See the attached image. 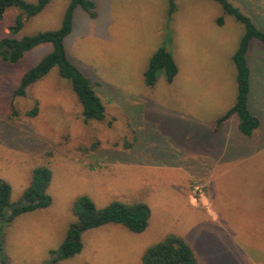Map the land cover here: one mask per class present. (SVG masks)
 I'll return each instance as SVG.
<instances>
[{
	"label": "rangeland",
	"instance_id": "374dc122",
	"mask_svg": "<svg viewBox=\"0 0 264 264\" xmlns=\"http://www.w3.org/2000/svg\"><path fill=\"white\" fill-rule=\"evenodd\" d=\"M89 1L96 17L78 8L65 47L96 83L104 122L84 121L71 83L57 68L25 96L13 95L51 45L15 65L0 60V181L11 185L15 203L35 168L53 174L48 208L0 225V264L49 263L83 196L98 208L144 203L148 227L141 234L117 224L89 230L82 252L55 264H141L145 252L169 235L189 243L198 264H264L263 44L252 40L247 55L248 106L260 118L259 129L246 138L233 116L215 132L217 120L237 100L232 58L244 26L214 0H175L173 15L169 0ZM70 2L52 0L35 17L24 16L18 37L59 29ZM228 2L264 31V0ZM20 13H5L0 40ZM165 45L178 74L168 83L162 73L148 87L149 60Z\"/></svg>",
	"mask_w": 264,
	"mask_h": 264
},
{
	"label": "trees",
	"instance_id": "16d2710c",
	"mask_svg": "<svg viewBox=\"0 0 264 264\" xmlns=\"http://www.w3.org/2000/svg\"><path fill=\"white\" fill-rule=\"evenodd\" d=\"M52 0H37L30 3L24 0H0V21L10 9H17V15L10 27L9 35L0 40V60L6 64H18L27 54L42 45H51L52 50L38 64L29 69L21 78L13 95L23 97L28 89L45 78L52 69L57 68L61 78L71 83L72 90L82 106V116L85 122L106 120L105 106L95 91L94 84L81 69L68 57L65 40L72 33L75 11L80 8L95 18V6L89 0H71L61 27L55 31H47L32 36L19 38L18 35L25 25L24 16L35 17L40 14ZM220 4L225 13L235 18L245 28L239 47L232 60L237 70L238 95L235 105L217 120L216 129L231 117H238V130L246 138H252L261 125L260 118L249 109L251 90V71L247 55L252 40L260 41L264 46V31L234 7L228 0H214ZM169 15L176 11L175 0H169ZM222 25L223 17L218 19ZM164 73L166 81L172 83L178 74V66L171 51L161 46L150 58L144 74L145 84L154 87L158 77ZM35 108L30 115H35ZM111 124V123H110ZM52 171L48 167H37L32 172L29 186L23 192L20 200L11 201L12 187L5 181H0V225L11 224L19 216L39 209L48 208L52 203L49 187L52 182ZM76 221L72 223L65 239L58 250L52 251V260L47 264L68 260L79 255L83 250L82 236L85 232L108 224L126 227L133 233L146 231L150 218L148 206L141 202H114L104 208H98L87 196L80 197L74 204ZM141 264H198V259L192 247L183 238L169 235L163 241L149 248L142 257Z\"/></svg>",
	"mask_w": 264,
	"mask_h": 264
},
{
	"label": "crops",
	"instance_id": "0c3cea01",
	"mask_svg": "<svg viewBox=\"0 0 264 264\" xmlns=\"http://www.w3.org/2000/svg\"><path fill=\"white\" fill-rule=\"evenodd\" d=\"M174 57V56H173ZM216 124V123H215ZM139 126V125H138ZM222 127V126H221ZM221 129V128H220ZM220 129H216V125H215V127H214V131L215 132H218ZM135 143H136V139H135ZM135 143H133V145H135Z\"/></svg>",
	"mask_w": 264,
	"mask_h": 264
},
{
	"label": "built area",
	"instance_id": "2783aa9c",
	"mask_svg": "<svg viewBox=\"0 0 264 264\" xmlns=\"http://www.w3.org/2000/svg\"><path fill=\"white\" fill-rule=\"evenodd\" d=\"M198 189V188H197Z\"/></svg>",
	"mask_w": 264,
	"mask_h": 264
}]
</instances>
